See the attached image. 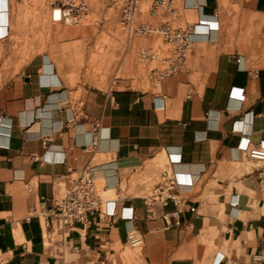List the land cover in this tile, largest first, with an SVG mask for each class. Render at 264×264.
Segmentation results:
<instances>
[{
	"label": "crops",
	"instance_id": "0c3cea01",
	"mask_svg": "<svg viewBox=\"0 0 264 264\" xmlns=\"http://www.w3.org/2000/svg\"><path fill=\"white\" fill-rule=\"evenodd\" d=\"M16 1L0 0V264H94L131 232L144 264H264V161L247 154L264 148V0H194L202 10L181 23L204 21L205 36L147 90L71 86L49 55L21 60ZM155 161L175 173L177 204L147 206ZM86 166L130 219L79 226L67 247L48 242L26 217Z\"/></svg>",
	"mask_w": 264,
	"mask_h": 264
},
{
	"label": "built area",
	"instance_id": "2783aa9c",
	"mask_svg": "<svg viewBox=\"0 0 264 264\" xmlns=\"http://www.w3.org/2000/svg\"><path fill=\"white\" fill-rule=\"evenodd\" d=\"M49 7L51 20L54 19V14L58 13V21L52 22L70 26L90 22L98 26L105 21V12L115 9L119 23L128 36H158L166 49H138L136 52L139 60H149L156 64L151 70V76L156 82L176 74L184 66L192 44L198 41L194 37L205 36L195 30L196 26L204 22L202 20L180 25L184 11L202 10L194 0H49ZM144 15L152 19L162 18L164 21L154 26L143 20ZM95 132V135L93 132L89 133V147L96 146L98 135L97 131ZM247 154L250 160L264 161L262 147L249 148ZM92 169L86 166L67 178L63 197L50 208H47V201L43 199L30 210L26 221L33 218L38 220L44 232L43 238L48 242L57 239L59 244L67 247L71 233L76 232L79 226L94 224L99 228L101 222L111 224L120 219H130L115 213V200H103L100 197ZM178 190L175 173L171 169H165L160 172L157 182L145 197V202L149 207L155 204L166 206L168 201L177 204ZM176 225H179L178 221ZM139 241L133 232L128 234L130 244L135 245ZM69 249L75 254L80 252L76 246H69Z\"/></svg>",
	"mask_w": 264,
	"mask_h": 264
},
{
	"label": "rangeland",
	"instance_id": "374dc122",
	"mask_svg": "<svg viewBox=\"0 0 264 264\" xmlns=\"http://www.w3.org/2000/svg\"><path fill=\"white\" fill-rule=\"evenodd\" d=\"M16 2V25L11 27L14 33L11 39L19 45L21 60H27L35 54L49 55L53 62L66 71L71 86L78 83L85 88L105 90L125 83L133 88L147 90L151 84L156 83L151 76V70L156 64L149 60H139L136 52L138 49L157 51L167 47L155 35L128 36L119 23L115 9L107 10L103 16L105 21L98 26L91 22L70 26L52 22L58 21V13L51 20L49 0ZM142 18L154 26L164 21L146 15ZM236 23V20H228L223 25L236 28ZM240 26L243 28V25ZM164 164L162 161L153 162L154 178L148 180V185L153 186L157 182L160 172L167 168ZM96 186L103 200L115 199L114 192L104 193L101 184L96 183ZM203 247L205 253L211 249L206 244ZM140 250L141 244L118 246L115 254L112 252L101 263L94 264H144ZM71 258L68 253L65 254L66 262L71 261ZM61 259L64 261V258Z\"/></svg>",
	"mask_w": 264,
	"mask_h": 264
},
{
	"label": "bare ground",
	"instance_id": "6f19581e",
	"mask_svg": "<svg viewBox=\"0 0 264 264\" xmlns=\"http://www.w3.org/2000/svg\"><path fill=\"white\" fill-rule=\"evenodd\" d=\"M208 37V36H207ZM107 192H109V191H107Z\"/></svg>",
	"mask_w": 264,
	"mask_h": 264
}]
</instances>
